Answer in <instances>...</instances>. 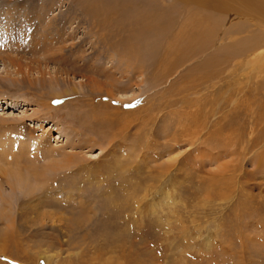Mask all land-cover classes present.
<instances>
[{
	"label": "rangeland",
	"instance_id": "obj_1",
	"mask_svg": "<svg viewBox=\"0 0 264 264\" xmlns=\"http://www.w3.org/2000/svg\"><path fill=\"white\" fill-rule=\"evenodd\" d=\"M146 1L0 0V264H264V22L183 50Z\"/></svg>",
	"mask_w": 264,
	"mask_h": 264
},
{
	"label": "bare ground",
	"instance_id": "obj_2",
	"mask_svg": "<svg viewBox=\"0 0 264 264\" xmlns=\"http://www.w3.org/2000/svg\"><path fill=\"white\" fill-rule=\"evenodd\" d=\"M209 1H215L216 2V0H208L205 3H203L202 0H173L172 5L167 6V7H159V6L155 7L154 12L149 10L148 8H146L147 7L146 6L142 10V13H140V15H141L140 18H138L136 15L135 16L133 15L132 17L128 16L127 10L124 8V13H123V11H119V12H121L120 15L117 16V19L112 23L123 25L124 27L127 26V28L129 29V35L131 38L134 36L140 37V38L149 37L150 34L153 35L155 30H163L159 34H164V33L169 34V33H171L170 26H173L172 24L175 22V20L171 18L172 17L171 14L173 12H178L180 9H182V7L184 10L187 8H191L190 11H188L186 14V16L188 15L189 17L187 16V19H185L183 22H181V24L179 22L180 19L178 17L176 19V23H178L180 25V27L178 26L179 28H175V35L177 36V42H178V40H180V37L186 38L187 36H191V38L188 39V43L187 42L184 43V45H183V50H184L185 48L192 46V43L193 44H200L203 47L207 46L206 49H208V48L210 49L211 48L210 44L214 39H218L219 37L223 38L225 36V32L222 33V30L220 28L219 23H221L222 20L225 19V16H228L229 14H236L237 16L241 15V16L249 17V15H256L257 13H259L260 14V20L262 22H264V0H217V2H216L217 4H215L213 6L206 5ZM146 2H145V5H147L149 3V1L147 2V4H146ZM105 3H107V1H105ZM105 3H104V1L101 3L99 2V4H97V2H96V5H100V6H96L97 8H95L96 10L93 11V13H95L96 15L98 14L99 19L104 17V16L100 17V13L105 12V10H106ZM151 3L152 2H150V4ZM155 6H157V4H155ZM149 7H150V5H149ZM204 9H209L211 12H206V11H204ZM111 15H113V12H112V14H110L108 16V18ZM169 18H171V19H169ZM150 19L157 21V25L153 30L151 29V26L147 23ZM101 22L102 21H100V23ZM236 25H238V23ZM175 26H176V24H175ZM234 28H236V27L230 28L226 32L231 31V32H229V34L230 33L232 34V32H234ZM120 32H121V29H120ZM261 34L262 35H258L259 40L258 41L256 40L257 43L253 42L254 45H251V46H250L251 43L249 44L247 42V44H249V46L244 43L245 47H241V48H239V50H236V51L242 52V50H245V51H247V50H250V51L258 50L262 46V41L264 40V33L262 32ZM221 41H222V39H221ZM217 42H218V44L220 43L219 41H217ZM120 50L124 53H127V54H130V53L134 54L135 53V50L132 49V47H126L124 49L120 48ZM186 50H189V48H187ZM226 50H227V48H226ZM203 51H205V49ZM248 52L249 51H247V55H248ZM226 57H229V56H226ZM230 59H228L229 60L228 62H230ZM219 60H220V62H218V63H222V59H219ZM223 60L225 61V59H223ZM232 60L233 59H231V61ZM73 63L75 64V62H73ZM216 63H217V61H216ZM227 67H228V64H227ZM224 69H225V67H224ZM211 70H212V68H211ZM223 71H225V70H223ZM215 75H217V74H215ZM221 75H223V73H221ZM221 75L219 74L218 76L221 77ZM221 78H220V80H221ZM208 79H210V78H208ZM93 80H95V79H93ZM93 80L91 79V80H87V81H89V83H91ZM201 82H203V81H201ZM205 82L207 83L208 81H205ZM205 82H204V84H205ZM68 162H70V161L68 160ZM29 169L31 170V167L28 168L27 170H29ZM27 170H25V171H27ZM30 170L27 172H24V173H22L20 170L9 171L12 174H10V176L8 177L9 181L7 180V182L10 185V187H11L10 190L12 192H14V189H15L13 187V183L17 184L18 180H19L20 184H21V182L25 183V186H28L30 188L29 191H31V192L38 190V188H41V180L44 177L42 171L37 172L36 175L34 176ZM34 171H37V170H34ZM32 177H34V179H32ZM0 192H1V190H0ZM2 194H0V196ZM2 197H3V195L1 196V199H2Z\"/></svg>",
	"mask_w": 264,
	"mask_h": 264
}]
</instances>
